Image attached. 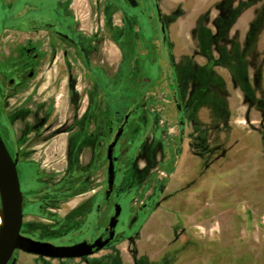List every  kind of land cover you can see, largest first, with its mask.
<instances>
[{
	"label": "rangeland",
	"instance_id": "obj_1",
	"mask_svg": "<svg viewBox=\"0 0 264 264\" xmlns=\"http://www.w3.org/2000/svg\"><path fill=\"white\" fill-rule=\"evenodd\" d=\"M135 1L150 55L140 46L145 58L126 59L128 76L106 78L66 41L51 55L43 46L68 36L71 0H0V139L18 156L21 233L93 242L121 206L103 250L81 259L16 251L8 264H264V0H181L202 26L192 59L160 51L165 67L151 45L167 33L153 19L162 0ZM107 3L130 11L128 0L83 1L79 22L113 20ZM130 31L118 45L131 51L140 44ZM122 120L106 197V151Z\"/></svg>",
	"mask_w": 264,
	"mask_h": 264
},
{
	"label": "crops",
	"instance_id": "obj_2",
	"mask_svg": "<svg viewBox=\"0 0 264 264\" xmlns=\"http://www.w3.org/2000/svg\"><path fill=\"white\" fill-rule=\"evenodd\" d=\"M83 1L86 2L87 5H89L90 0H71L70 8L73 10V12L78 13V15L73 13V23L71 24V26L67 25L66 28H67L68 36L66 40L63 41H66L67 44L69 43L70 48L72 45L71 50L74 52V54H76L74 50L75 48H77L78 54L81 56V58L84 60L85 59L88 60L86 62V65L89 72L95 71L101 73L106 78H109L107 75L112 73L113 77L115 76L117 77L118 75H121V70L123 71V69L126 67L125 66L126 59L129 60L133 57L145 58L143 50H146L145 51L146 56L150 55L151 51L148 44L149 40L145 36V33L143 32L142 28H140L139 22L137 20L138 9L134 10L139 7L140 5L139 2H136L135 0H128V3L130 4L129 6L130 11H128V9H124L119 5L109 6L110 4L107 3L105 8L109 7L115 11L113 20L112 19L109 21L106 20L105 22V20L102 19V22L100 24L95 25L93 27L91 24L87 25L79 22L80 20L79 12L83 10L82 9ZM170 2L173 5H169ZM185 2H187V0H184L183 3ZM180 5H181V0H162L159 1L158 5H156V10H155L156 12H154L153 19L155 21L157 20V23L160 26L162 25L164 26V28L162 26V29L164 31L167 30L165 38L161 39L160 46L156 47V44H158L159 40H154V38L151 39L152 41L151 45L152 47H154L153 48L154 61H158L164 67H165L164 61H167V59L166 58H164L163 60L160 59L159 56L160 51H162L161 54L163 56H164L163 54L164 51V53L167 52L169 57H173L176 60L183 58L192 59L190 56L194 55V50H193L194 48L192 47V45H194V37H195L194 28L196 27V25L199 27L202 26L201 19L198 20L197 18L194 17L193 14L194 10L192 8H183ZM189 12L192 13L189 14ZM125 29L128 30V32H131L130 30L132 29L137 34H139V37L137 39L139 40L138 41V44H140L139 47H134L131 51L130 49L124 50L123 48L119 47L118 41L121 38H123ZM144 38L145 41H143ZM202 40H203L202 37L199 36L197 41L200 51H203L202 46L200 45L202 43ZM58 42L59 43L62 42L60 41V37L59 38L56 37L55 40L49 38L47 41L43 42V46H45L48 49L49 55H51L52 46L54 45V43L57 44ZM133 42L134 44L136 43L135 41ZM140 46L143 47V50L139 49ZM142 51L143 53H141ZM56 55L58 56L59 53H57ZM49 58L51 59L52 57L50 56ZM93 60H95V62H97L98 60L100 63H94ZM94 64H98V65L95 66ZM176 65H178V63H176ZM177 68L178 66L174 69L172 67L171 70H175V69L177 70ZM129 73H130V66L126 71H124V73L121 76L122 77L125 75L128 76ZM142 79L151 82L150 79H148L147 77ZM171 89H173L172 86ZM144 93H145V88H142L141 90L137 91V96L139 100H143L142 96L144 95ZM179 110L180 108L178 106V111ZM129 119L130 118H128L127 121ZM184 123L185 121L183 120L180 121V125H183Z\"/></svg>",
	"mask_w": 264,
	"mask_h": 264
},
{
	"label": "water",
	"instance_id": "obj_3",
	"mask_svg": "<svg viewBox=\"0 0 264 264\" xmlns=\"http://www.w3.org/2000/svg\"><path fill=\"white\" fill-rule=\"evenodd\" d=\"M127 118L126 116L125 120ZM123 131L124 127L120 128L107 147L106 197L110 196L115 182L118 158L114 149ZM17 161L18 156L13 158L0 139V207L3 212V224L0 228V264H8L16 251L48 259H81L103 250L114 240L115 228L121 212V206L118 204L114 205V214L105 229L108 233L106 238L99 237L93 242L85 240L73 245L57 246L23 235L21 233L23 198Z\"/></svg>",
	"mask_w": 264,
	"mask_h": 264
},
{
	"label": "flooded vegetation",
	"instance_id": "obj_4",
	"mask_svg": "<svg viewBox=\"0 0 264 264\" xmlns=\"http://www.w3.org/2000/svg\"><path fill=\"white\" fill-rule=\"evenodd\" d=\"M58 38L60 37V39L61 38H63L62 40H66V38H67V36H64V35H56ZM84 55V54H83ZM86 56V55H85ZM85 61L87 62V59H85ZM29 64H31V63H28L27 65H24V67L22 68L23 70H29ZM9 85H13V81H9ZM120 126H121V128L122 127H125V124L123 125V120L121 121V124H120ZM4 142V141H3ZM4 144H5V146H6V148H7V150H8V152L10 153V155L14 158L15 156H16V153L14 154V155H12V153L10 152V150L8 149V146L6 145V143L4 142ZM107 152V151H106ZM114 153L117 155V158H118V154L114 151ZM117 164H118V161H117ZM116 172H117V167H116ZM106 229V228H105ZM106 231V230H105ZM106 234H108L107 232H106ZM102 238H106V237H102ZM90 241V240H89ZM90 242H92V241H90Z\"/></svg>",
	"mask_w": 264,
	"mask_h": 264
},
{
	"label": "bare ground",
	"instance_id": "obj_5",
	"mask_svg": "<svg viewBox=\"0 0 264 264\" xmlns=\"http://www.w3.org/2000/svg\"><path fill=\"white\" fill-rule=\"evenodd\" d=\"M2 224H3V212H2V209L0 207V228L2 227Z\"/></svg>",
	"mask_w": 264,
	"mask_h": 264
}]
</instances>
